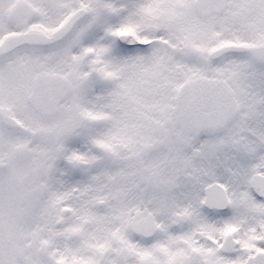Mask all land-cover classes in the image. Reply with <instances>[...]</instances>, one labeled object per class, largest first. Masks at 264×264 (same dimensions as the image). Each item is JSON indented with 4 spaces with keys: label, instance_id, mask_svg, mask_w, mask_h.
<instances>
[{
    "label": "snow or ice",
    "instance_id": "1",
    "mask_svg": "<svg viewBox=\"0 0 264 264\" xmlns=\"http://www.w3.org/2000/svg\"><path fill=\"white\" fill-rule=\"evenodd\" d=\"M0 264H264V0H0Z\"/></svg>",
    "mask_w": 264,
    "mask_h": 264
}]
</instances>
